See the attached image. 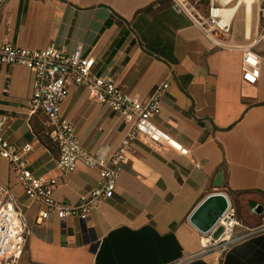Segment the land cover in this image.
Listing matches in <instances>:
<instances>
[{
    "label": "crops",
    "instance_id": "obj_1",
    "mask_svg": "<svg viewBox=\"0 0 264 264\" xmlns=\"http://www.w3.org/2000/svg\"><path fill=\"white\" fill-rule=\"evenodd\" d=\"M238 12L221 35L225 43L247 44L258 29L254 9L249 30ZM4 42L67 52L81 45L96 74L139 99L167 80L152 121L189 149L184 155L136 135L114 192L85 220L56 214L38 220L43 205L26 196L0 156V183L15 195L29 228L17 264H264V230L223 252L203 250L205 233L189 220L214 192L235 209L234 235L264 218V40L253 44L262 57L255 83L242 79L241 49L212 43L171 0H4ZM32 80L25 66H0V134L17 146L32 141L28 168L50 180L56 201L73 206L98 185L99 172L84 164L69 172L56 167L59 148L46 120L42 126L40 112L29 113ZM61 113L90 152L109 155L125 134L122 118L80 85L69 86Z\"/></svg>",
    "mask_w": 264,
    "mask_h": 264
},
{
    "label": "built area",
    "instance_id": "obj_2",
    "mask_svg": "<svg viewBox=\"0 0 264 264\" xmlns=\"http://www.w3.org/2000/svg\"><path fill=\"white\" fill-rule=\"evenodd\" d=\"M3 1L0 0V6ZM244 3L252 6L258 18V29L247 44L225 43L221 38V35L229 33L233 20L222 17L221 0H171V7L176 12L185 14L215 45L241 49L242 79L255 83L256 70L262 57L253 49V44L264 40V0H243ZM10 64L25 66L33 74L28 109L30 114L40 112L46 117L48 135L59 148L56 167L62 172H69L78 164H84L97 168L99 172L98 185L82 194L77 204H62L53 198L50 180L35 175L28 168L27 158L33 150V142L17 146L0 134V156L9 162L26 196L43 205L38 220L46 219L51 214L60 218L67 215H74L82 220L88 218L96 202L114 192L117 177L127 162L126 152L138 134L154 144L168 145L184 155L189 153L187 147L175 141L152 121V117L160 111L161 98L169 86L167 80L158 82L144 99L131 96L122 91L112 77L98 75L93 71L94 58L81 45L67 52L53 45L43 49H30L10 42L0 43V66ZM71 84L83 86L90 98L106 104L124 121L125 134L109 155H100L83 148L73 124L62 115L61 104ZM4 120L5 116H2L0 130ZM239 225L235 209L229 204L212 231L205 233L203 250L216 247L223 252L230 243L263 231L264 218L247 233L234 235L235 228ZM218 227H222V231L219 236L213 237L212 233ZM28 232L25 214L17 204L15 195L8 186L0 183V264H17L25 248Z\"/></svg>",
    "mask_w": 264,
    "mask_h": 264
},
{
    "label": "water",
    "instance_id": "obj_3",
    "mask_svg": "<svg viewBox=\"0 0 264 264\" xmlns=\"http://www.w3.org/2000/svg\"><path fill=\"white\" fill-rule=\"evenodd\" d=\"M215 185L219 186V177L215 181ZM229 206L227 196L222 192H214L209 194L203 202L192 212L189 220L201 232L210 233L217 224L218 220ZM222 227H218L212 233L213 237L219 236Z\"/></svg>",
    "mask_w": 264,
    "mask_h": 264
},
{
    "label": "bare ground",
    "instance_id": "obj_4",
    "mask_svg": "<svg viewBox=\"0 0 264 264\" xmlns=\"http://www.w3.org/2000/svg\"><path fill=\"white\" fill-rule=\"evenodd\" d=\"M222 6L220 7L221 15L224 19L228 20L234 18L237 11H242L246 29H250V22L253 18V9L249 3H244L243 0H221ZM242 6V8H241Z\"/></svg>",
    "mask_w": 264,
    "mask_h": 264
},
{
    "label": "rangeland",
    "instance_id": "obj_5",
    "mask_svg": "<svg viewBox=\"0 0 264 264\" xmlns=\"http://www.w3.org/2000/svg\"><path fill=\"white\" fill-rule=\"evenodd\" d=\"M206 1L207 0H204V2H206ZM241 8H242V6H241ZM238 14H242V11H239ZM36 118H37L38 122L43 126V122L46 120V117H44L42 113H38Z\"/></svg>",
    "mask_w": 264,
    "mask_h": 264
}]
</instances>
